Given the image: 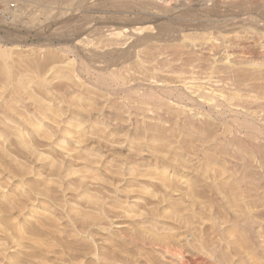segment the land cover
Returning <instances> with one entry per match:
<instances>
[{"label":"rangeland","instance_id":"rangeland-1","mask_svg":"<svg viewBox=\"0 0 264 264\" xmlns=\"http://www.w3.org/2000/svg\"><path fill=\"white\" fill-rule=\"evenodd\" d=\"M261 60L264 0H0V262L264 264Z\"/></svg>","mask_w":264,"mask_h":264},{"label":"bare ground","instance_id":"bare-ground-1","mask_svg":"<svg viewBox=\"0 0 264 264\" xmlns=\"http://www.w3.org/2000/svg\"><path fill=\"white\" fill-rule=\"evenodd\" d=\"M25 3H26V2H25ZM246 15H247V14H246ZM250 17H251V16H250ZM250 17H249V18H250ZM250 20H251V19H250ZM216 32H217V31H216ZM218 32H219V31H218ZM220 34H221V33H220ZM250 35H252V34H250ZM214 36H215V35H214ZM214 36H213V37H214ZM159 37H160V36H159ZM156 38H157V37H156ZM258 38H259V37H258ZM204 39H205V38H204ZM211 40H212V38H211ZM216 40H217V38L215 39V43L217 42ZM219 40H220V39H219ZM212 41H213V40H212ZM220 41H221V40H220ZM223 41H224V40H223ZM223 41H222V43H223ZM227 41H228V40H227ZM200 42H201V41H200ZM203 42H204V41H203ZM218 42H219V41H218ZM192 43H193V42H192ZM201 43H202V42H201ZM205 43H206V42H205ZM220 43H221V42H220ZM196 44H197V42H196ZM196 44L194 43V44H192V45H196ZM223 44H224V43H223ZM190 45H191V44H190ZM197 45H199V44H197ZM202 45H203V44H201V46H202ZM211 45H212V44H211ZM218 45H219V44H218ZM206 46H208V45L206 44ZM214 46H215V45H214ZM220 46H221V45H220ZM228 46H229V45H228ZM191 47H192V46H191ZM195 47H196V46H195ZM195 47H194V48H195ZM212 47H213V46H212ZM243 47H245V46H243ZM201 48H202V47H201ZM201 48H200V49H201ZM216 48H217V46H216ZM195 49H196V48H195ZM205 49H206V48H205ZM215 50H216V49H215ZM215 50H214V51H215ZM226 50H227V45H226ZM232 50H233V49H232ZM218 51H219V50H218ZM204 52H205V51H204ZM215 52H216V51H215ZM234 52H235V51H234ZM212 53H213V52H212ZM212 53H211V54H212ZM226 53H228V52H226ZM230 53H231V52H230ZM214 54H215V53H214ZM215 55H216V54H215ZM215 55H214V56H215ZM226 55H227V54H226ZM212 56H213V55H212ZM227 56H229V54H228ZM262 59H263V58H262ZM261 61H262V64L258 61V63H260L258 66H264V64H263L264 61H263V60H261ZM258 63H257V64H258ZM190 75H191V74H190ZM190 75H189V76H190ZM187 76H188V75H187ZM180 77H183V76H180ZM180 77H179V78H180ZM191 77H193V76H191ZM183 78H184V77H183ZM185 78H186V77H185ZM173 79H174V78H173ZM187 79H188V78H187ZM191 79H192V78H191ZM193 79H194V78H193ZM180 80H182V79H180ZM208 80H210V78H209ZM208 80H207V82H208ZM174 82H176V81H174ZM178 82H179V81H178ZM188 82H189V80H188ZM176 83H177V82H176ZM182 83H183V82H182ZM171 84H172V83H171ZM173 84H174V83H173ZM178 84H179V83H178ZM180 84H181V83H180ZM232 84H234V83H232ZM152 85H153V84H152ZM155 85H156V84H155ZM155 85H154V86H155ZM183 85H184V84H183ZM185 85H186V84H185ZM237 85H238V84H237ZM244 85H245V84H244ZM157 86H160V85H157ZM239 86H240V85H239ZM241 86H242V85H241ZM232 87H233V86H232ZM161 88H162V87H161ZM161 88H160V89H161ZM242 90H244V89H242ZM247 90H248V89H247ZM239 91H240V90H239ZM244 91H245V90H244ZM248 91H249V90H248ZM260 91H261V90H260ZM262 92H263V91H262ZM198 95H199V93H198ZM258 95H259V94H258ZM263 95H264V94H263ZM183 96H184V95H183ZM185 96H186V95H185ZM188 96H189V95H188ZM203 96H204V95H203ZM251 96H253V95H251ZM260 96H261V95H260ZM181 97H182V96H181ZM198 97H199V96H198ZM206 97H207V96H206ZM249 97H250V96H249ZM258 97H259V96H257V97H252V99H250V103L252 104L251 106H254L255 104L264 105V100H262V98H260V100H259ZM263 97H264V96H263ZM185 98H186V97H185ZM187 98H188V97H187ZM200 98H201V97H200ZM192 99H193V98H192ZM215 99H216V98H214V100H215ZM188 100H190V99H188ZM223 100H224V99H223ZM231 100H232V99H231ZM201 101H203V100H201ZM218 101H219V100H218ZM221 101H222V100H221ZM224 101H225V100H224ZM227 101H228V100H227ZM229 101H230V99H229ZM231 102H232V101H231ZM196 103H197V102H196ZM215 103L220 105L221 102L218 103V102L216 101ZM225 103H226V102H225ZM232 104H233V103H232ZM234 104H235V103H234ZM202 105H203V104H202ZM202 105H201V106H202ZM227 105L230 106V104H227ZM198 106H200V105L198 104ZM231 106H234L233 108L239 109V111L241 110V111H244V112H245V110H249V108H250V107H248V108L245 107V105H243V104H242V105H238V104H237V105H231ZM231 106H230V107H231ZM225 108H226V107H225ZM227 108H228V107H227ZM226 110H227V109H226ZM231 110H232V109H231ZM237 111H238V110H237ZM239 111H238V112H239ZM230 112H231V111H230ZM235 112H236V111H235ZM235 112H234V113H235ZM246 112H247V111H246ZM240 113H242V112H239V114H240ZM235 114H237V113H235ZM244 114L246 115V113H244ZM245 115H244V116H245ZM17 245H18V244H17ZM20 245H22V244H20ZM16 247H17V248H15V249H17L16 252H17L18 255H17L15 258L13 257V259H12V260H9V261H8V260L4 261V259H2L3 261L0 262V264H39V263H35L34 261H33L34 263H33L32 261H31L32 263H31V262H28V260L25 259V256H30V255H29L30 253L27 255L28 252H26L25 249L21 248L20 246H16ZM22 247H23V246H22ZM0 250H2V249H0ZM0 254H1V253H0ZM2 255H3V254H2ZM3 258H4V257H3ZM7 258H8V257H7ZM7 258H5V259H7ZM0 260H1V259H0ZM36 262H37V261H36ZM39 262H40V261H39ZM49 262H50V261H49ZM52 262H54V261H52ZM52 262H51V264H59V263H52ZM63 262H65V261H63ZM63 262H62V263H63ZM72 262H73V261H72ZM78 262H79V261H78ZM76 263H77V262H76ZM80 263H81V262H80ZM91 263H92V262H91ZM40 264H43V263H40ZM45 264H47V263L45 262ZM49 264H50V263H49ZM69 264H70V263H69ZM77 264H79V263H77ZM81 264H90V263H89V262H88V263L85 262V263H81ZM99 264H100V262H99ZM108 264H109V263H108Z\"/></svg>","mask_w":264,"mask_h":264}]
</instances>
